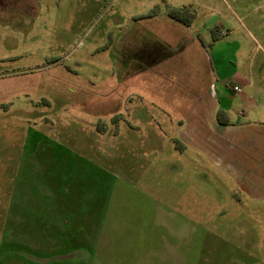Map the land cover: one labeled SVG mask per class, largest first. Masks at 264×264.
Listing matches in <instances>:
<instances>
[{
  "label": "rangeland",
  "instance_id": "374dc122",
  "mask_svg": "<svg viewBox=\"0 0 264 264\" xmlns=\"http://www.w3.org/2000/svg\"><path fill=\"white\" fill-rule=\"evenodd\" d=\"M0 264H264V0H0Z\"/></svg>",
  "mask_w": 264,
  "mask_h": 264
},
{
  "label": "crops",
  "instance_id": "0c3cea01",
  "mask_svg": "<svg viewBox=\"0 0 264 264\" xmlns=\"http://www.w3.org/2000/svg\"><path fill=\"white\" fill-rule=\"evenodd\" d=\"M206 64H208L207 62H206ZM205 66V65H204ZM208 69H209V66H208ZM210 70V74H211V68L209 69ZM220 74V73H219ZM212 75L214 76L213 77V79H216V80H219L220 81V79H219V77H218V74H216L215 72H213L212 71ZM213 81V80H212ZM232 82H233V80H232ZM234 84V83H233ZM211 85H213V83L210 81L209 83H208V93L212 96V97H216L217 96V92H216V89L214 88V91H212L211 90ZM234 85H237V84H234ZM208 113V112H207ZM225 114V113H224ZM188 121H193V120H188ZM202 121H208V120H204V117H202ZM217 125H218V130H221L222 132L223 131H227L230 127H229V125H228V123H227V121H226V118L225 117H223V119H222V121L220 120V122H218L217 123ZM203 127V126H202ZM189 128H191V130H192V132L196 135V134H198V136H201V138H202V136H203V139H205V135H206V133L204 132V129H202L201 127L199 128V126H196L195 124L194 125H190V127ZM208 133V132H207ZM219 133H220V131H219ZM206 136H208V134L206 135Z\"/></svg>",
  "mask_w": 264,
  "mask_h": 264
},
{
  "label": "trees",
  "instance_id": "16d2710c",
  "mask_svg": "<svg viewBox=\"0 0 264 264\" xmlns=\"http://www.w3.org/2000/svg\"><path fill=\"white\" fill-rule=\"evenodd\" d=\"M184 11H188V9H184ZM178 13H179V10H173V11H171V13H170V15L172 16V17H175V18H180L179 16H178ZM192 15H190V17H191ZM184 20H187V21H189V19H184ZM220 114H223L222 112H220L219 113V119L222 121V118H221V115Z\"/></svg>",
  "mask_w": 264,
  "mask_h": 264
},
{
  "label": "built area",
  "instance_id": "2783aa9c",
  "mask_svg": "<svg viewBox=\"0 0 264 264\" xmlns=\"http://www.w3.org/2000/svg\"><path fill=\"white\" fill-rule=\"evenodd\" d=\"M214 86L212 85L211 90L214 91ZM233 89L236 93L243 94L242 88L239 85H234Z\"/></svg>",
  "mask_w": 264,
  "mask_h": 264
}]
</instances>
